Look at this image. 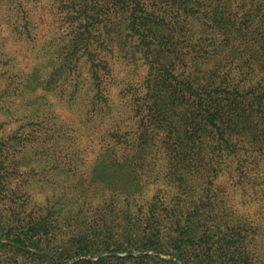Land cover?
<instances>
[{
	"label": "trees",
	"instance_id": "16d2710c",
	"mask_svg": "<svg viewBox=\"0 0 264 264\" xmlns=\"http://www.w3.org/2000/svg\"><path fill=\"white\" fill-rule=\"evenodd\" d=\"M4 27L36 57L39 87L81 117L54 146L83 140L101 163L134 169L189 167L188 204L167 226L185 264H218L209 243L235 213L216 181L264 205V0H0ZM135 218L124 231L141 230ZM40 235L20 242L50 238Z\"/></svg>",
	"mask_w": 264,
	"mask_h": 264
},
{
	"label": "rangeland",
	"instance_id": "374dc122",
	"mask_svg": "<svg viewBox=\"0 0 264 264\" xmlns=\"http://www.w3.org/2000/svg\"><path fill=\"white\" fill-rule=\"evenodd\" d=\"M25 48L8 28L0 31V264H60V256L61 264H185L167 225L188 204L182 183L194 178L189 167L134 169L101 163L98 146L83 140L72 150L54 146L58 127L79 128L81 117L39 87L36 57ZM214 187L235 215L221 220L231 227L215 235L209 252L218 254V264L255 263L260 255L264 262V205L228 176ZM226 213L221 208L217 216ZM135 216L141 230L124 231L123 217ZM33 233L50 238L20 242ZM221 244L231 250L226 257L215 250Z\"/></svg>",
	"mask_w": 264,
	"mask_h": 264
}]
</instances>
